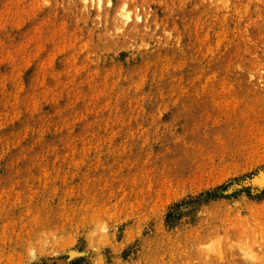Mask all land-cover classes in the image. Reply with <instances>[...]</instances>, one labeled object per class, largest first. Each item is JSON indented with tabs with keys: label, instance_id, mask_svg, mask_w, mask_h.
I'll use <instances>...</instances> for the list:
<instances>
[{
	"label": "rangeland",
	"instance_id": "obj_1",
	"mask_svg": "<svg viewBox=\"0 0 264 264\" xmlns=\"http://www.w3.org/2000/svg\"><path fill=\"white\" fill-rule=\"evenodd\" d=\"M74 262L264 264V0H0V264Z\"/></svg>",
	"mask_w": 264,
	"mask_h": 264
},
{
	"label": "bare ground",
	"instance_id": "obj_2",
	"mask_svg": "<svg viewBox=\"0 0 264 264\" xmlns=\"http://www.w3.org/2000/svg\"><path fill=\"white\" fill-rule=\"evenodd\" d=\"M90 1L91 0H84L85 4H87ZM119 16H120L119 17L120 21H118V22H119L120 25H123L127 21V14H126L125 11L122 10V11L119 12Z\"/></svg>",
	"mask_w": 264,
	"mask_h": 264
},
{
	"label": "trees",
	"instance_id": "obj_3",
	"mask_svg": "<svg viewBox=\"0 0 264 264\" xmlns=\"http://www.w3.org/2000/svg\"><path fill=\"white\" fill-rule=\"evenodd\" d=\"M212 195H213L212 192H207V196H208V197H209V196L214 197V196H212ZM211 197H210V198H211ZM170 215H171V213L168 214V218L170 217ZM72 264H78V262H74V263H72Z\"/></svg>",
	"mask_w": 264,
	"mask_h": 264
}]
</instances>
